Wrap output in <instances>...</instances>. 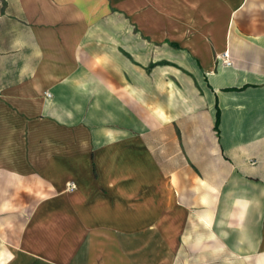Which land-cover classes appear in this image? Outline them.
Wrapping results in <instances>:
<instances>
[{
    "label": "crops",
    "instance_id": "1",
    "mask_svg": "<svg viewBox=\"0 0 264 264\" xmlns=\"http://www.w3.org/2000/svg\"><path fill=\"white\" fill-rule=\"evenodd\" d=\"M0 264H264V0H0Z\"/></svg>",
    "mask_w": 264,
    "mask_h": 264
},
{
    "label": "built area",
    "instance_id": "2",
    "mask_svg": "<svg viewBox=\"0 0 264 264\" xmlns=\"http://www.w3.org/2000/svg\"><path fill=\"white\" fill-rule=\"evenodd\" d=\"M222 57H223V63H224L225 65H227V66L232 65L233 62H232V60H231V58H230L229 52H225V53H223V54H222ZM48 95H50V94H48ZM66 186H67V189H68V190H73V189L76 188V185H75L74 182H68Z\"/></svg>",
    "mask_w": 264,
    "mask_h": 264
},
{
    "label": "rangeland",
    "instance_id": "3",
    "mask_svg": "<svg viewBox=\"0 0 264 264\" xmlns=\"http://www.w3.org/2000/svg\"><path fill=\"white\" fill-rule=\"evenodd\" d=\"M145 37V40H149L150 39V37L149 36H147V35H145L144 36ZM12 259V261H16V263H21V261L23 260V258L22 257H15V258H11Z\"/></svg>",
    "mask_w": 264,
    "mask_h": 264
},
{
    "label": "trees",
    "instance_id": "4",
    "mask_svg": "<svg viewBox=\"0 0 264 264\" xmlns=\"http://www.w3.org/2000/svg\"><path fill=\"white\" fill-rule=\"evenodd\" d=\"M219 119H220V111L218 110V112H217V125H218Z\"/></svg>",
    "mask_w": 264,
    "mask_h": 264
}]
</instances>
